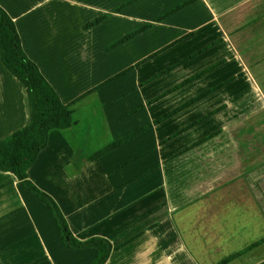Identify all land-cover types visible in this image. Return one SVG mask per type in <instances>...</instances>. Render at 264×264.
Segmentation results:
<instances>
[{
	"label": "crops",
	"instance_id": "obj_1",
	"mask_svg": "<svg viewBox=\"0 0 264 264\" xmlns=\"http://www.w3.org/2000/svg\"><path fill=\"white\" fill-rule=\"evenodd\" d=\"M0 6L72 111L27 175L76 239H106L104 264H264V0ZM30 121L0 50V141ZM97 253L65 246L51 209L0 171V264H91Z\"/></svg>",
	"mask_w": 264,
	"mask_h": 264
},
{
	"label": "trees",
	"instance_id": "obj_2",
	"mask_svg": "<svg viewBox=\"0 0 264 264\" xmlns=\"http://www.w3.org/2000/svg\"><path fill=\"white\" fill-rule=\"evenodd\" d=\"M166 15L160 17V19L164 18ZM100 21L101 18H98L87 25L86 28L92 27L98 24ZM135 34L136 33L125 37L121 42H124L127 38L132 37ZM0 50L2 60L6 67L25 87L28 94L31 110L30 123L26 127L16 131L9 137L0 141V171L13 173L19 180V183L28 192L37 197L39 200L43 201L51 209L57 221L61 233V238L65 246L72 249H85L89 247H95L98 249V253L91 264H104L111 252V244L103 238H93L87 241H79L78 239H76L72 234L57 203L51 196L41 191L28 179L27 171L34 164L39 153L47 145L49 131L52 129L69 128L74 124V121L70 106L61 102L59 96L41 74L37 65L33 61H31L23 51L21 40L15 23L1 6ZM200 52L202 51L195 53L190 58H193ZM172 68L173 67L167 70H171ZM191 80H193V78L189 81H185L183 84L189 83ZM180 86H177L175 88L177 89ZM221 86L222 85H219L216 88H220ZM175 88L171 89L167 93L176 90ZM210 92H212V90L179 107L172 113L164 115L163 117L157 119L155 123L162 122L173 113H176L179 110L190 106ZM167 93L162 94L157 98L163 97ZM147 128L148 127H144L136 131L132 135L119 141L117 144H114L102 150L96 156H99L111 150L122 141L124 142L132 138L133 136H136ZM229 260L230 258L225 259L221 262V264H224Z\"/></svg>",
	"mask_w": 264,
	"mask_h": 264
},
{
	"label": "rangeland",
	"instance_id": "obj_3",
	"mask_svg": "<svg viewBox=\"0 0 264 264\" xmlns=\"http://www.w3.org/2000/svg\"><path fill=\"white\" fill-rule=\"evenodd\" d=\"M41 29H42V28H41ZM45 30H46V33H47V32H50L51 29H50L49 27H47ZM42 31H43V29H42ZM43 33H44V36H43V37H46L47 35L45 34V32H43ZM96 35H97V34H96ZM65 37H66L67 39H69V40L72 38L71 35H66ZM63 43H64V41H62V42H58V45L63 44ZM194 54H195V53H194ZM194 54H192V55H194ZM118 67H119V66H118ZM109 82H110V81H109ZM113 83H114V82H113Z\"/></svg>",
	"mask_w": 264,
	"mask_h": 264
}]
</instances>
